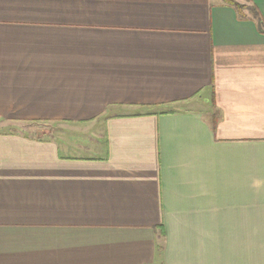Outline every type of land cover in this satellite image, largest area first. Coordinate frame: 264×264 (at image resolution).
<instances>
[{"label": "crops", "instance_id": "0c3cea01", "mask_svg": "<svg viewBox=\"0 0 264 264\" xmlns=\"http://www.w3.org/2000/svg\"><path fill=\"white\" fill-rule=\"evenodd\" d=\"M239 1L0 0V122L62 125L0 132V264H264V0Z\"/></svg>", "mask_w": 264, "mask_h": 264}, {"label": "rangeland", "instance_id": "374dc122", "mask_svg": "<svg viewBox=\"0 0 264 264\" xmlns=\"http://www.w3.org/2000/svg\"><path fill=\"white\" fill-rule=\"evenodd\" d=\"M247 8V5L241 3L239 0H234ZM208 101V98H204V102ZM32 124H14V123H4L0 122V132L3 131H35L36 134H48L58 131L62 128L61 124H39V127H32ZM77 131V132H76ZM101 133V124L88 125V124H74V153L79 156L82 155H98L103 148V138Z\"/></svg>", "mask_w": 264, "mask_h": 264}, {"label": "trees", "instance_id": "16d2710c", "mask_svg": "<svg viewBox=\"0 0 264 264\" xmlns=\"http://www.w3.org/2000/svg\"><path fill=\"white\" fill-rule=\"evenodd\" d=\"M225 3H227V4H230V5H232L234 8H235V10H236V12L238 13V16L240 17V18H243V17H245V13L243 12V10L245 9V6L244 5H242V4H240V3H238V2H236V1H234V0H223ZM249 11H250V13H251V16L253 17V18H256V16H257V12H256V10L254 9V8H252V10H251V8H249Z\"/></svg>", "mask_w": 264, "mask_h": 264}]
</instances>
